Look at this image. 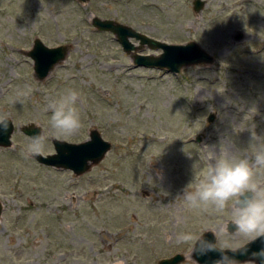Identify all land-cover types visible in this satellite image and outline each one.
Returning <instances> with one entry per match:
<instances>
[{"label": "rangeland", "instance_id": "rangeland-1", "mask_svg": "<svg viewBox=\"0 0 264 264\" xmlns=\"http://www.w3.org/2000/svg\"><path fill=\"white\" fill-rule=\"evenodd\" d=\"M194 1L0 0V114L16 127L13 145L0 147V264H159L176 254L194 264L177 235L229 228L228 210L191 208L179 196L222 140L243 156L251 155L253 131L264 137V0H202L200 12ZM94 17L168 44L195 41L215 63L177 75L138 68ZM36 38L71 48L43 81L28 56ZM68 89L80 94L82 127L59 140L82 143L98 129L113 146L81 177L24 155L21 127L31 123L48 134L44 156L56 152L47 105ZM255 172L264 184V169ZM234 233L218 246L250 241Z\"/></svg>", "mask_w": 264, "mask_h": 264}, {"label": "clouds", "instance_id": "clouds-1", "mask_svg": "<svg viewBox=\"0 0 264 264\" xmlns=\"http://www.w3.org/2000/svg\"><path fill=\"white\" fill-rule=\"evenodd\" d=\"M17 96L26 97L27 92H18ZM79 99L78 91L68 89L47 105V110L51 112L50 130L56 139L79 134L82 127ZM9 120L7 113L0 114V132H7ZM47 141L48 134L43 129L29 137L25 157L44 155ZM249 149L251 155L237 156L232 153L228 139L222 140L218 152L210 150L211 162L203 174L194 176V180L179 197L191 208L212 206L217 212L228 210L231 222L236 226V232L230 235L255 241L264 238V184L255 179V169H264V137L253 131ZM210 230L217 237L216 244L203 241L202 235L197 236L191 231L178 234L176 243L190 245L191 254L194 250H199L202 255L214 251L219 247L221 235L229 234L228 226ZM198 245L207 247L198 249ZM219 249L222 255L215 264H240L233 257L223 254L224 248ZM230 250L235 252L237 249ZM253 256L264 259V249L253 253ZM190 258L192 260V256ZM245 264H255V260H249Z\"/></svg>", "mask_w": 264, "mask_h": 264}, {"label": "water", "instance_id": "water-1", "mask_svg": "<svg viewBox=\"0 0 264 264\" xmlns=\"http://www.w3.org/2000/svg\"><path fill=\"white\" fill-rule=\"evenodd\" d=\"M79 1L82 4H86L92 0ZM204 5V1L195 0L194 10L200 12ZM92 25L98 31L114 34L124 51L128 54L133 53L134 65L138 68L155 69L177 75L183 68L207 66L215 63V57L195 41H190L186 44H168L141 34L115 20H102L99 17L92 19ZM131 39L139 41L141 46H135ZM145 45H148L154 51L161 50V53L156 56L137 53ZM70 49V46L67 45L51 48L40 38H36L32 49L28 52V56L34 61L36 79L39 81L47 79L53 69L67 58ZM9 118L7 132H0V147L4 148H10L13 145L12 136L16 129L13 119ZM214 120L215 115L211 114L208 121L212 123ZM41 129L42 127H38V125L33 123L21 127L22 132L29 137L36 135ZM89 137V140L82 143H69L64 140L53 139L56 152L51 155L36 156L34 158L45 166L70 171L76 177L84 176L102 163L113 147L110 142L103 138L98 129H92ZM200 141L199 138L198 142ZM2 211L3 205L0 201V216ZM228 231L230 233L236 232V226L230 223ZM202 240L213 244L217 243V238L211 231L204 233ZM200 247H207V245H198V249ZM262 249H264V238L249 241L244 246L237 248L235 252L230 249H224L223 254L233 257L240 264H245L249 260H255V264H264V259L253 256V253H259ZM221 255L222 251L217 247L216 250L208 251L203 255L199 250H194L193 257L198 264H215V261L220 259ZM184 260L185 256L176 254L171 258L161 260L159 264H182Z\"/></svg>", "mask_w": 264, "mask_h": 264}]
</instances>
